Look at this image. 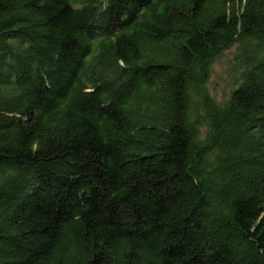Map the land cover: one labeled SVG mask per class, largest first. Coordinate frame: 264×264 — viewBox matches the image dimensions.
I'll return each instance as SVG.
<instances>
[{"label": "trees", "instance_id": "16d2710c", "mask_svg": "<svg viewBox=\"0 0 264 264\" xmlns=\"http://www.w3.org/2000/svg\"><path fill=\"white\" fill-rule=\"evenodd\" d=\"M0 264H264V0H0Z\"/></svg>", "mask_w": 264, "mask_h": 264}, {"label": "rangeland", "instance_id": "374dc122", "mask_svg": "<svg viewBox=\"0 0 264 264\" xmlns=\"http://www.w3.org/2000/svg\"><path fill=\"white\" fill-rule=\"evenodd\" d=\"M234 52L235 49L225 52L221 58H219L213 68V73L210 77L209 86L212 90V93L218 99H225L228 97L231 89V82L233 80V71L234 66Z\"/></svg>", "mask_w": 264, "mask_h": 264}]
</instances>
